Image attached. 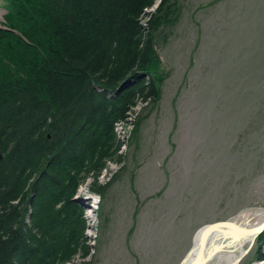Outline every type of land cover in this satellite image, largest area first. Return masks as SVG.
Masks as SVG:
<instances>
[{
	"label": "rangeland",
	"instance_id": "1",
	"mask_svg": "<svg viewBox=\"0 0 264 264\" xmlns=\"http://www.w3.org/2000/svg\"><path fill=\"white\" fill-rule=\"evenodd\" d=\"M178 3L155 35L159 96L137 91L113 124L116 152L77 186L87 251L63 264H179L204 223L264 217V0ZM243 247L236 264H264L256 238Z\"/></svg>",
	"mask_w": 264,
	"mask_h": 264
},
{
	"label": "trees",
	"instance_id": "2",
	"mask_svg": "<svg viewBox=\"0 0 264 264\" xmlns=\"http://www.w3.org/2000/svg\"><path fill=\"white\" fill-rule=\"evenodd\" d=\"M6 1L0 264H63L78 247L87 251L86 219L71 197L116 152L113 124L137 91L159 96L165 72L155 35L177 17L179 3L160 0L147 12L154 0ZM124 83L128 89L118 91ZM105 187L92 185L99 193ZM256 240L264 258V230Z\"/></svg>",
	"mask_w": 264,
	"mask_h": 264
},
{
	"label": "water",
	"instance_id": "3",
	"mask_svg": "<svg viewBox=\"0 0 264 264\" xmlns=\"http://www.w3.org/2000/svg\"><path fill=\"white\" fill-rule=\"evenodd\" d=\"M1 158V153H0ZM264 230V218L255 223H247L245 220L236 221L234 219L214 220L203 224L193 235V242L179 264H183L192 256L189 264H205L207 259L215 252L209 250L217 248L222 250L231 242H236L238 239L247 237L250 244L253 242L255 236ZM209 233H221L222 239L217 243L210 240Z\"/></svg>",
	"mask_w": 264,
	"mask_h": 264
},
{
	"label": "bare ground",
	"instance_id": "4",
	"mask_svg": "<svg viewBox=\"0 0 264 264\" xmlns=\"http://www.w3.org/2000/svg\"><path fill=\"white\" fill-rule=\"evenodd\" d=\"M2 17H3V16H2ZM94 211H95V210H94ZM92 212H93V211H92ZM259 214H260V213H259ZM208 236L210 237V240H211V241H214V243H217V242H218L219 240H221L222 237H223L221 233H219V234H217V233H209ZM249 238H250V237H249ZM249 238L244 237V238H241V240L238 239V243H236V245H235L233 248H229V249H228L227 247H225V248L222 249V250H217V248H211V249H209V250H213V251H215V252L212 254L211 257H209V258L207 259V261H206L205 264H208V262H209L210 260H212V258H213L214 256H216V255L220 256V258H223V257H226V258H227V261H226V262H219V264H232V263L236 260V258H237V256H238L236 251L243 252V250H244L243 243L246 242L247 239H249ZM223 251H228V254H227V255H222L221 252H223ZM235 252H236V253H235ZM191 258H192V256H190L187 260H184V261H183V264H189Z\"/></svg>",
	"mask_w": 264,
	"mask_h": 264
}]
</instances>
